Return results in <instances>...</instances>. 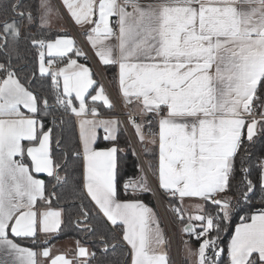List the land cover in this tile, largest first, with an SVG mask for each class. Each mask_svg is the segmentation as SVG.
I'll return each mask as SVG.
<instances>
[{
	"label": "snow or ice",
	"instance_id": "snow-or-ice-1",
	"mask_svg": "<svg viewBox=\"0 0 264 264\" xmlns=\"http://www.w3.org/2000/svg\"><path fill=\"white\" fill-rule=\"evenodd\" d=\"M61 7L146 117L128 123L198 241L185 251L196 264H264V209L240 216L221 245L233 215L264 194V152H253L264 138V0H0V264H171L154 210L120 198L121 122L88 106L114 108L76 40L52 36ZM67 115L78 118L72 138ZM123 189L152 192L146 178ZM67 229L79 236L72 258L14 239L47 245ZM122 248L123 262L112 259Z\"/></svg>",
	"mask_w": 264,
	"mask_h": 264
},
{
	"label": "crops",
	"instance_id": "crops-1",
	"mask_svg": "<svg viewBox=\"0 0 264 264\" xmlns=\"http://www.w3.org/2000/svg\"><path fill=\"white\" fill-rule=\"evenodd\" d=\"M53 2L56 4H59L60 0H53ZM61 12L63 13V18L57 24H55L52 29L59 30L63 33H66L64 36H71L76 40L78 47L81 48L83 50V52H85L87 54V56L89 57L88 61L91 63L92 68L89 65L88 66L92 69L93 72H95L98 75L99 79L98 80L95 78L94 79L97 81L98 84H102V82L104 83L105 89L107 88L109 90V92L111 93V95L113 96L114 101H115L114 102L115 103L114 108L111 110H109L106 106H104L101 101H97V102H95V104H93V102L91 100H90V102L87 101L88 106L89 107H93V106L97 107V109L102 113V116L100 118L116 119V120L120 121L123 124V126L125 127L127 133L129 134V137L131 138V142H132L133 146L137 147V149H138V151H136L137 152L136 153L137 158H138V156L141 157L142 161L145 163L143 156H142V149L144 146H142L138 142V139L135 137V134L133 133V131L130 128V124L128 123V120H129L130 116L132 118L137 119V120H145L146 117L138 116L134 111L135 105H128L125 102V100L122 97V94L120 92L119 85H118L117 69H116V81L114 83H111L107 79V77L105 76V73H104V67L101 65L98 58L94 55L95 50L90 46V43L87 42L85 39V36H84L85 29L82 27L76 26L72 22V20L68 17V15L64 11L63 7H61ZM109 43H111V41H109ZM80 63H82V62H80ZM56 66H63V65H56ZM96 69H97L99 74L97 73ZM116 97H118V100ZM86 100H87V98H86ZM114 113H115V115H114ZM73 118L75 119L76 125H77L78 118H76L74 116H73ZM88 118L91 119L92 117L89 116ZM77 132H78V128H77ZM145 134L147 135L146 130H145ZM100 135H101V137L103 136L102 130H101ZM132 138L134 141L132 140ZM139 145H141V146H139ZM41 176H45V175L40 174L39 178H41ZM153 181H154L155 185L157 186L158 185V176L157 175L153 177ZM188 204H189V202L186 200L185 206L188 207ZM188 211L194 212L195 210H194V208L188 207ZM154 213L159 218V220L161 222V227H162L164 236L168 241L167 251L169 254V259H170L171 264H173L177 260L179 261V264L181 262L191 264V260H190L191 255L184 254L183 252H180L176 246V245H178V244H176V235L179 236L180 234L181 235L183 234V231H181L183 228L182 227L183 225H181L180 230L176 231V233H175L176 229L172 232V230L168 227V225L164 219V216L162 215V213L158 209V207L156 208V210H154ZM237 226H239V224L236 225L235 228ZM235 228H234V231H235ZM234 231H233V234H234ZM52 238L53 237L48 238V243ZM14 239H16V241L18 243H20L21 246L32 248V249L37 250V251H42L44 246H51V248H52L51 256L52 257H55L56 255H59V254H66L68 258H72L74 249L76 247V240L75 239L59 240V241L53 242L52 244L45 245L44 244V236L41 235L39 246H35V247H29L25 244H22V242L29 241V240H20L19 238H14ZM194 247H197V246H194Z\"/></svg>",
	"mask_w": 264,
	"mask_h": 264
},
{
	"label": "trees",
	"instance_id": "trees-1",
	"mask_svg": "<svg viewBox=\"0 0 264 264\" xmlns=\"http://www.w3.org/2000/svg\"><path fill=\"white\" fill-rule=\"evenodd\" d=\"M51 34H52V36H57V35L64 36L66 33H63L59 30L52 29ZM79 61L82 63H85L83 57H80ZM87 65H89L92 68V65L89 61H87ZM33 66L34 65L32 62V57L30 56L28 63H27V67L30 70ZM104 73H105V76L107 77V79L111 83H114L116 81V68H113V67L105 68L104 67ZM94 78L97 80L99 79L98 75L96 73H95ZM45 84H47V81H45ZM87 101L90 102V98L87 97ZM114 115H115V113H114ZM46 119H50V118H46ZM64 119H65L66 123L64 125L63 134L65 137L72 138L75 134L78 133L76 121L72 115H67V116H65ZM153 131H157L155 124L153 125ZM118 137H119L120 146L126 149V151L124 153H121V155L124 156V159L122 161L121 168H120V174H119L120 189H121L120 198L124 199V200L137 199L138 198V199L142 200L146 205L151 207L153 210H156L157 205L154 201L152 192L151 193H144V194L137 192L134 196L133 195H128V196L124 195L123 185L127 182L137 180L140 177V167H139V162H138L137 156L133 155L134 148H133L132 142H131L128 134H127V131L123 125H121L119 130H118ZM106 143L107 142L103 141L102 138L100 140H98V144L101 147H104L106 145ZM147 148H148V152L146 153L144 150V147H143L142 153H143V159H144V161L148 167V165L150 163L155 165L156 160H155V154H154L153 148L151 146L150 147L148 146ZM253 152L255 153L256 157H259L260 154L262 152H264V138L257 139V143L253 149ZM149 171L153 177L156 176V174L151 169H149ZM41 178L47 179L46 176H41ZM129 192H131V191H129ZM260 209H264V194L257 196L256 199L253 200L252 204L249 205L248 207L244 208L243 211L237 212L236 214L233 215V217L231 219V223L229 224L226 232L224 234H222L221 245L226 247L227 244L229 243V240L233 234L235 226L241 223L240 216L254 214V213L258 212ZM209 211H211V209ZM66 239L77 240V239H79V236L75 230L67 229L64 232L53 237L49 241L48 244H52L53 242H56L59 240H66ZM22 244H25L29 247L39 246V243H32L30 241H24V242H22ZM192 244L194 246H198V241L193 240ZM125 258H126V250L123 248L121 250H119L117 253H115L114 256L112 257V259L120 260L121 262H123V260ZM182 264H187V263H182Z\"/></svg>",
	"mask_w": 264,
	"mask_h": 264
},
{
	"label": "rangeland",
	"instance_id": "rangeland-1",
	"mask_svg": "<svg viewBox=\"0 0 264 264\" xmlns=\"http://www.w3.org/2000/svg\"><path fill=\"white\" fill-rule=\"evenodd\" d=\"M56 65H54L53 66V70H55L56 69ZM96 71H97V69H96ZM97 73H98V71H97ZM99 74V73H98ZM101 85H103L104 86V83L102 82V84ZM104 88H105V86H104ZM105 92H106V94L109 96V98H110V100L113 102V104H115L114 102V98H113V96L111 95V93L109 92V90L106 88L105 89ZM87 98V97H86ZM117 98V100H118V97H116ZM74 103H76L77 105H78V101H74ZM121 103V102H120ZM122 105V104H121ZM123 107V106H122ZM65 118V117H64ZM121 125H123L122 123H121ZM130 128H131V130L133 131V133L135 134V132H134V129H133V127H132V125L130 124ZM128 134V133H127ZM128 136H129V134H128ZM135 137L137 138V136H136V134H135ZM130 138V137H129ZM130 140H131V138H130ZM132 140H133V138H132ZM134 141V140H133ZM133 145V144H132ZM139 146H141V145H139ZM152 147V145L151 144H148L147 145V147ZM133 148H134V151H135V153H137L136 151H138V149H137V147H134L133 146ZM139 148V147H138ZM150 149V148H149ZM140 150V149H139ZM136 155V154H135ZM142 156H143V153H142ZM138 159V158H137ZM138 162H139V160H138ZM139 167H140V169H144V171H140V177L137 179V180H133V181H130V182H127V183H134V182H139L141 179H144V178H146V180H147V183L149 184V186L151 187V189H152V191H153V184H154V181H153V176L151 175V173H150V171H149V169H148V167H147V165H146V163H144L143 161L142 162H139ZM141 178V179H140ZM129 191H131V189H129ZM169 204H171V206H173L172 205V203L169 201ZM210 210V209H209ZM183 227V226H182ZM176 231L177 230H175V233H176ZM182 231V230H181ZM190 242H189V241ZM193 240H195L194 238H192V237H189V236H187V235H185L184 233L181 235H176V244H178V245H176L177 246V248L179 249V251L180 252H183L184 254H188L186 251H185V243L187 242V244L193 249V250H196L197 248H198V246L197 247H194L193 245H192V242H193ZM196 257L195 256H191L190 257V260H191V264H196ZM183 262H181L180 264H182ZM173 264H179V261L177 260V261H175Z\"/></svg>",
	"mask_w": 264,
	"mask_h": 264
},
{
	"label": "built area",
	"instance_id": "built-area-1",
	"mask_svg": "<svg viewBox=\"0 0 264 264\" xmlns=\"http://www.w3.org/2000/svg\"><path fill=\"white\" fill-rule=\"evenodd\" d=\"M138 160L139 162H142V158L139 156H138ZM152 195L158 209L161 211L162 215L164 216V219L168 227L172 230V232L175 229L179 231L181 228V223L176 218L174 207L171 206V204H169L170 201L169 198L163 194L162 190L158 189L155 183L153 184Z\"/></svg>",
	"mask_w": 264,
	"mask_h": 264
}]
</instances>
